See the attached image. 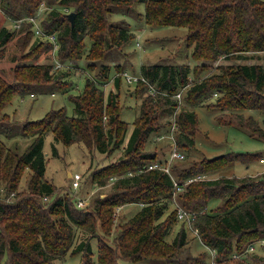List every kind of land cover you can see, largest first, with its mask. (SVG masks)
Listing matches in <instances>:
<instances>
[{
  "label": "trees",
  "instance_id": "obj_1",
  "mask_svg": "<svg viewBox=\"0 0 264 264\" xmlns=\"http://www.w3.org/2000/svg\"><path fill=\"white\" fill-rule=\"evenodd\" d=\"M140 2L145 6L148 25L187 29L186 41L193 58H241L243 51H264V0H0V10L11 21L24 18L32 24L28 17L41 4L50 6L42 30L56 34V58L64 63L80 60L85 53L87 69L92 72L96 60L104 59L111 48L122 47L132 37L128 23L110 20L111 12L117 8L130 10ZM67 10L74 12L73 22ZM15 31L13 27L0 28V56ZM46 43L47 49L53 48L50 41ZM38 45L43 43L39 41L35 48ZM23 55L21 58L26 57ZM204 66L194 70L189 63L141 64L139 73L144 80L134 85L140 110L123 145V156L90 172L91 181L101 185L116 176L113 189L102 197L94 196L83 207L70 191L80 183L75 187L71 179L70 189L60 194L57 184L46 177L43 146L48 133L53 137L50 148L54 155L58 142L65 146L81 142L102 153L122 146L128 124L120 119L119 92L112 89L105 93L102 86L110 80V64L101 62L95 74L85 73L81 91L69 95L72 114L64 107L51 108L41 118L23 123L20 130L32 140L22 153L0 139V264H56L67 253H80L79 264H121L122 260L141 262L147 258L159 264H249L244 258L254 251H249V246L264 244V172L237 178L204 179L203 175L218 172L236 160L250 162L260 158L258 153L228 152L194 159L187 166L171 165L169 172H137L148 162L167 161L172 141L164 159L159 152L143 147L150 133H164L174 121L172 134L177 148L185 155L190 152L199 125L190 105L209 98L207 107L222 112L216 116L218 124L244 128L264 140L258 119L242 113L257 109L264 114V64L219 65L218 72L202 77ZM116 68L113 83L118 88L123 70ZM13 77L8 81L0 75V114L16 95L45 90L50 85L62 90L68 82L55 74L53 62H20L13 67ZM183 89H187L182 98L186 105L181 107L175 94ZM25 170L30 172L28 185L19 190ZM131 170L134 173L130 174ZM175 182L180 190L175 189ZM132 202L141 206L131 217L116 222L117 208ZM214 202L218 204L212 206ZM170 203L175 208L167 212ZM177 208L185 210L188 219H180ZM178 218L194 229L206 250L196 255L187 252L186 226L167 240ZM77 230L81 236L72 247Z\"/></svg>",
  "mask_w": 264,
  "mask_h": 264
},
{
  "label": "rangeland",
  "instance_id": "obj_2",
  "mask_svg": "<svg viewBox=\"0 0 264 264\" xmlns=\"http://www.w3.org/2000/svg\"><path fill=\"white\" fill-rule=\"evenodd\" d=\"M144 4L137 3L130 7V10L115 9L110 14V20L121 21L124 20L128 23V27L132 32V37L126 41L122 47H113L108 51L106 57L102 60H96V68L91 72L87 69L88 60L85 57V53L80 60H65L59 67H56V51L54 48L47 49L45 35H38L37 31L34 30V24L41 28L46 25L49 17L50 6L41 4L36 10L34 16L35 20L32 22L30 17L29 24L23 19H18L20 22V28L15 29V34L2 48V55L0 56V75L5 77L8 81H13V67L18 65L20 62H41L50 63L53 62V70L55 74L62 75L63 82H66V88L57 90L55 85L42 90L38 88L35 92L26 93L23 95H16L10 103H8L3 112L0 114V139L5 142L8 147L17 150L22 153L24 148L31 142L32 136L25 135L20 130L21 126L26 120H36L44 116L51 108L64 107L68 114L73 113V104L69 100L70 94H77L81 91L84 84L85 73L90 72L95 74L97 67L101 62H105L111 65V71L109 74L110 80L103 86L105 93L110 90L119 92L118 102L121 104L122 109L120 111V119L127 122L126 138L122 146L113 149L111 153H102L96 151L92 147H87L84 143H73L71 145H63L61 142L56 143L57 155L52 154L50 144L53 140L52 134L48 133L45 137L43 152L46 153V177L52 180L57 185L58 192L63 194L69 190L71 183V174L78 172L81 174L79 180L80 186L77 189H70L71 194L79 199L86 200L89 202L94 196H104L110 193L113 189L112 185L116 180L109 178L104 185L92 182L90 179V172L98 169L100 165L114 162L123 156L124 150L123 145L126 144L131 131L134 127V118L139 114L140 110V99L136 98L134 92V85L136 82L129 83L126 81V76L122 75V82L117 88L114 86L113 78L117 75V68H122V73H128L132 75H140L139 70L142 63H185L190 65L192 69H198L207 66L202 73V77L206 74L218 72L217 67L219 65H234L238 63H261L264 64V51H243L240 54L242 57L221 56L216 60L209 59H196L193 58L190 53L192 50L191 46H188L186 41L187 29L181 26H151L145 22L144 18ZM70 12V10H67ZM16 20V21H18ZM13 22L8 16H6L0 10V28L3 26L8 27L12 30ZM22 24V25H21ZM31 28V29H30ZM29 31V35L26 37V33ZM43 32H45L43 30ZM41 41L42 45L35 46ZM89 45V40L87 39ZM59 47V45H58ZM34 48V49H33ZM88 48V47H87ZM25 54L26 57L21 56ZM24 56V55H23ZM204 66V67H205ZM84 69L85 71L80 72ZM77 71H79L77 73ZM121 73V74H122ZM195 76L194 72L191 71L190 77L193 79ZM70 85V86H69ZM187 89L181 91V95L178 98L181 107L186 105L183 102V94ZM156 92V91H155ZM152 93V94H155ZM210 100L206 99L204 102H197L196 105H190L191 109H194L197 113L199 125H197L195 135V146L191 148L190 152L185 155L184 159L177 161L171 160L170 166H187L194 159H200L204 157H216L221 154L231 152L233 154H247L251 152L258 153L259 157L252 159L250 162H241L236 160L233 165L226 166L218 172H208L204 177L206 178H218L221 176L228 177H242L261 175L264 172V140L250 135L248 130L238 126H228L225 124H218L217 117L220 113V109L209 108L206 103ZM189 108V106H187ZM242 113L247 116L251 115L258 119L260 126L264 130V114L257 109L242 110ZM173 120H175L172 115ZM11 127V131L7 132L6 129ZM150 138L144 145L145 150L157 151L164 159L169 153L168 145L170 141L173 142L174 136L170 130L154 134L150 133ZM168 161V158H167ZM169 162V161H168ZM129 173H134L133 170ZM128 173V174H129ZM29 170H25L21 180L19 182V190H23L27 187ZM73 184V183H72ZM1 187V186H0ZM76 187V186H75ZM64 189L66 191H64ZM0 194H3L0 188ZM176 194V193H175ZM176 196V195H175ZM175 202L176 198H175ZM214 202L212 206L217 205ZM141 205L138 203H130L117 208L116 222L123 221L131 217ZM175 208L174 203L168 205V211H173ZM184 223L178 218L174 229L167 236V240L171 241L176 234L177 230L181 226H186L187 230V245L186 250L191 255L202 253L207 248L204 247L202 242L198 239L194 229L186 222ZM80 232V231H79ZM77 230V238L73 243L74 247L80 239V233ZM113 232H115L113 230ZM92 245L95 246V240H90ZM264 243V241H263ZM255 249L251 253H246L244 257L249 264H264V244H254ZM81 261L80 253L69 254L67 253L61 260H57L56 264H79ZM121 264H159L158 261L152 262L151 259L139 262H125L122 260Z\"/></svg>",
  "mask_w": 264,
  "mask_h": 264
},
{
  "label": "built area",
  "instance_id": "obj_3",
  "mask_svg": "<svg viewBox=\"0 0 264 264\" xmlns=\"http://www.w3.org/2000/svg\"><path fill=\"white\" fill-rule=\"evenodd\" d=\"M35 17L36 16L33 15L29 19H31V21L33 22L35 20ZM18 26H20L19 20L13 22V28L14 29H17ZM34 28H35L34 30L37 31L38 35H45L46 36V39L48 40V42L49 41L51 42L55 51L58 49V40H57L55 33L43 32V30H41V28H39V26H37L36 24H34ZM54 60L56 61V64H55L56 67H59L62 64L61 61L58 60L57 58H55ZM122 75L126 76V81L129 83L137 82L138 80H142V79L144 80V77L141 74L140 75H132V74H128V73L126 74L124 72V73H122ZM150 88H151L152 93H154L156 91L155 88H153L152 86ZM180 95H181V91H179L178 93L175 94V96L177 98H179ZM175 127H176V124L174 121V123L170 127V134L174 130ZM173 144H174L172 147L173 150L168 157L169 162L168 161H165V162H161V161L160 162L159 161L148 162L146 164V166L144 167V169H139L137 172L145 171V169H159V170L163 169V170L169 172L170 171V164L169 163L171 162V160L184 159V157H185L184 153L180 149L177 148V145H176L174 140H173ZM260 160L262 161V159H260ZM70 177L72 179L73 185L78 186L80 183L79 180L81 178V174L78 172H75L73 174L70 173ZM175 189H177V190L181 189V186L179 184H177V182H175ZM85 204H86V200H82V199L78 200V206L83 207ZM177 210H178L177 215L180 219H188V213L185 210H183L182 208H177ZM254 248H255V246L253 244H251L249 246V251H253ZM210 254L211 255L214 254V251L212 249H210ZM239 255L233 254L234 257H239Z\"/></svg>",
  "mask_w": 264,
  "mask_h": 264
},
{
  "label": "water",
  "instance_id": "obj_4",
  "mask_svg": "<svg viewBox=\"0 0 264 264\" xmlns=\"http://www.w3.org/2000/svg\"><path fill=\"white\" fill-rule=\"evenodd\" d=\"M68 16L70 18V21L73 22V19H74V16H75L74 12L73 11L68 12Z\"/></svg>",
  "mask_w": 264,
  "mask_h": 264
},
{
  "label": "crops",
  "instance_id": "obj_5",
  "mask_svg": "<svg viewBox=\"0 0 264 264\" xmlns=\"http://www.w3.org/2000/svg\"><path fill=\"white\" fill-rule=\"evenodd\" d=\"M69 175H70V172H69Z\"/></svg>",
  "mask_w": 264,
  "mask_h": 264
}]
</instances>
